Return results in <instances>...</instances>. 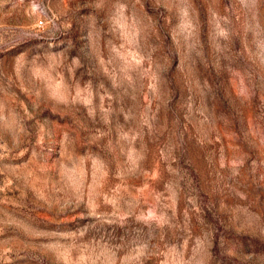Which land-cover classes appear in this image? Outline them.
<instances>
[{"label": "rangeland", "instance_id": "rangeland-1", "mask_svg": "<svg viewBox=\"0 0 264 264\" xmlns=\"http://www.w3.org/2000/svg\"><path fill=\"white\" fill-rule=\"evenodd\" d=\"M0 264H264V0H0Z\"/></svg>", "mask_w": 264, "mask_h": 264}]
</instances>
